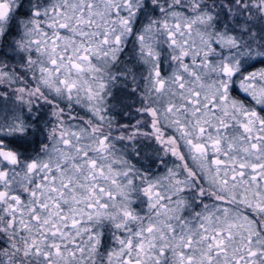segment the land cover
Returning a JSON list of instances; mask_svg holds the SVG:
<instances>
[{
    "label": "snow or ice",
    "instance_id": "1",
    "mask_svg": "<svg viewBox=\"0 0 264 264\" xmlns=\"http://www.w3.org/2000/svg\"><path fill=\"white\" fill-rule=\"evenodd\" d=\"M0 264H264V0H0Z\"/></svg>",
    "mask_w": 264,
    "mask_h": 264
}]
</instances>
